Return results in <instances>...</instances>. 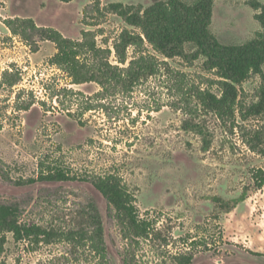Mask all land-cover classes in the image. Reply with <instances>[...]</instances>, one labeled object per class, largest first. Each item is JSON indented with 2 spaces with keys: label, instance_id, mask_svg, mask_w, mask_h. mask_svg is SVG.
<instances>
[{
  "label": "rangeland",
  "instance_id": "374dc122",
  "mask_svg": "<svg viewBox=\"0 0 264 264\" xmlns=\"http://www.w3.org/2000/svg\"><path fill=\"white\" fill-rule=\"evenodd\" d=\"M157 1L100 0V9L112 2L146 8ZM254 3L264 0H214L210 31L219 42L239 45L263 31ZM15 17L72 39L82 29L100 30L97 43L111 49L114 64L113 43L131 29L118 15L97 12L93 0H0V204L16 205L22 223L49 233V240L40 236L37 242L0 231V264H264V185L256 188L252 178L264 170V154L247 144L264 121L236 116L232 128L192 96L187 98L197 113L178 109L185 103L174 71L201 87L202 78L214 77L194 55L195 45L186 44V56L172 59L147 47L173 72L161 64L159 73L131 90L109 95L94 82L71 83L50 65L53 43L44 41L32 52L4 24ZM133 55L129 47L128 57ZM260 83V74L251 72L238 85L239 99L256 101ZM50 168L75 179L36 180ZM108 176L132 195L138 217L152 223L148 235L133 237L128 219L120 220L94 187V178ZM92 207L103 225L100 254L89 238L75 236L83 229L90 235Z\"/></svg>",
  "mask_w": 264,
  "mask_h": 264
},
{
  "label": "trees",
  "instance_id": "16d2710c",
  "mask_svg": "<svg viewBox=\"0 0 264 264\" xmlns=\"http://www.w3.org/2000/svg\"><path fill=\"white\" fill-rule=\"evenodd\" d=\"M213 3L214 0H196L193 3L183 0H160L146 8L124 5L121 2L109 3L102 10L118 15L131 28H124L113 43L117 64L109 60L111 49L98 45L97 35L100 30L82 29L80 38L72 39L53 27L37 25L31 18H5L4 24L12 34L19 36L32 52H37L40 43L44 41L53 43L55 50L48 59L50 65L66 73L71 83L80 85L94 82L109 95L129 91L142 78L159 73L161 64L167 66V63L159 61L155 54H147V47L162 58L172 59L186 56L185 45L193 44L196 46L194 55L203 57V68L212 72L214 77L202 78L201 83L206 86L201 87L195 83L188 85L182 78L184 74L174 71L177 94L181 102L185 103L182 107L177 105L178 109L190 114L197 113V108L190 106L191 102L187 98L192 96L205 111L229 120L232 128L237 126L236 116L243 122L253 117L264 121V72L261 70L264 63V5L254 3L255 9H261L256 19L263 31L246 43L230 45L219 42L210 31ZM93 5L97 12L102 13L100 0H93ZM90 8L91 4L84 7V16L89 13ZM129 47L134 53L132 57H128ZM167 69L173 72L169 66ZM251 72L260 74L261 83L256 101L246 104L239 99L238 85ZM214 87L217 88V93L212 91ZM29 107V104L25 105L24 110ZM247 144L251 151L264 154V127L255 129ZM252 178L255 187L261 188L264 185V170L256 169ZM68 179L73 180L75 177H71L63 169L50 168L36 180ZM29 181L34 182V179ZM92 183L103 194L108 204L116 209L117 217L122 221L128 219L130 225L135 228L133 237L149 234L152 223L138 217L132 195L119 186L115 177H96ZM92 208L95 211L94 228L91 229L90 235L83 229L76 231L75 236H79L80 240L89 238L92 249L100 254L105 250L103 225L96 209ZM0 231L11 233L15 241L33 237L38 242L40 236L49 240V233L39 225L22 223L19 219V209L12 204H0ZM190 261L191 257H185V262Z\"/></svg>",
  "mask_w": 264,
  "mask_h": 264
},
{
  "label": "crops",
  "instance_id": "0c3cea01",
  "mask_svg": "<svg viewBox=\"0 0 264 264\" xmlns=\"http://www.w3.org/2000/svg\"><path fill=\"white\" fill-rule=\"evenodd\" d=\"M55 50V49H54Z\"/></svg>",
  "mask_w": 264,
  "mask_h": 264
}]
</instances>
